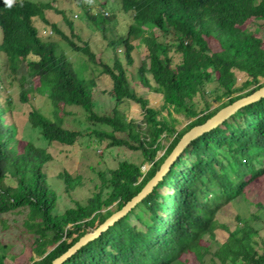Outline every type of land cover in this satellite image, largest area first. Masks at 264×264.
Instances as JSON below:
<instances>
[{
  "label": "trees",
  "instance_id": "trees-1",
  "mask_svg": "<svg viewBox=\"0 0 264 264\" xmlns=\"http://www.w3.org/2000/svg\"><path fill=\"white\" fill-rule=\"evenodd\" d=\"M78 2L93 28L107 38L105 25L116 16ZM115 2L130 15V21L121 34L108 37L112 52L108 62L96 60L89 43L73 32L74 20L65 10L44 1L0 0V216L24 214L35 254L24 264H51L136 196L187 131L264 85L260 84L264 37L247 28L264 20V0ZM53 10L62 16L70 35L47 19ZM36 19L42 26H37ZM54 34L85 55L96 66L92 67L96 75L80 73ZM136 41L148 52L138 66H134ZM236 71L248 76L241 87ZM101 76L111 81L105 91L115 101L110 113L95 110ZM10 78L18 81L24 101L28 100L26 87L35 82L39 83L35 90L50 99L55 119L37 110L31 113L33 127L40 129L49 144L73 146L85 134L94 135L107 140L108 147L136 152L139 160L123 159L114 168L98 171L91 196L58 213L59 194L46 171L52 155L24 141L18 126L6 121L13 107L6 93ZM135 79L163 95L161 109L151 107L135 90ZM211 82L215 92L208 89ZM127 102L140 106L142 120L129 119L123 108ZM214 102L219 106L212 108ZM68 106L83 111L86 133L64 127ZM177 116L189 121L181 130ZM169 139L158 157L165 147L163 140ZM145 165L149 166L146 171ZM59 176L68 193L82 184L81 177L67 172ZM259 180H264V97L193 139L141 201L61 264H186L184 256L190 254L202 264L209 252L206 237L215 239L222 228L228 235L215 252L218 261L212 264H264V241L256 240L258 230L240 217L234 229L219 221L221 212ZM163 188L170 192H161ZM7 258V252L0 254V264H6Z\"/></svg>",
  "mask_w": 264,
  "mask_h": 264
},
{
  "label": "rangeland",
  "instance_id": "rangeland-1",
  "mask_svg": "<svg viewBox=\"0 0 264 264\" xmlns=\"http://www.w3.org/2000/svg\"><path fill=\"white\" fill-rule=\"evenodd\" d=\"M16 2L18 0H10ZM39 2H50L51 5L60 10H65L67 16L74 20L73 32L82 39L87 41L91 49L96 54V60H105L111 62L112 52L107 46L108 37H116L121 34L127 27L130 21V15L125 14L121 7L115 0H81L85 2L92 10L101 12L105 15H115L116 19L108 22L105 25L104 37L102 32L97 31L90 24L91 22L85 17L83 10L78 4L79 0H36ZM47 19L51 22L59 24L64 28L68 35L71 34L68 26L64 23L60 14L53 11H48ZM37 26H42L40 20H35ZM47 26V25H45ZM249 30L254 31L257 35L264 37V20L252 22L247 25ZM54 39L59 40L60 49L66 56L74 63L80 73H86L89 76L96 75L93 73L92 67L94 64L88 61V58L83 54H78L73 51L69 45L64 42L60 36L53 35ZM137 50L134 52L135 64L138 66L140 60L147 55V48L135 42ZM122 54V49L119 50ZM99 70H96L98 73ZM135 75V73H134ZM237 86L241 87L248 76L243 71H236ZM216 74L213 79H215ZM12 84H7V91L12 99V109L6 114V121L15 123L20 135L24 141L32 142L38 147L47 149L52 155V160L46 164V171L52 187L59 194L57 212L62 213L64 210L75 206V202H85L98 184L97 173L100 170H108L117 166L118 162L123 159L139 160L136 152L129 151L122 147H108L107 140L103 142L94 135L85 134L73 146L62 145L59 143L49 144V142L42 136L40 129L35 128L31 122V113L34 110L39 111L44 116L55 119V109L48 98V96L35 90L38 82H35L32 87H26V94L28 100L24 101L21 96V87L17 80L10 78ZM135 90L145 96L149 100L151 107L161 109L164 105L163 95L157 93L148 87L141 84L138 79H135ZM7 82V81H6ZM134 82V81H133ZM260 84H264V78L260 77ZM111 87V81L105 76H101L98 80V86L95 94V110L98 113H110L115 106V101L109 96L108 91ZM208 89L213 92L216 91V85L211 82ZM247 89L236 92L234 95L242 94ZM220 103L214 102L212 108L218 107ZM123 108L126 111L129 119L142 120L143 112L140 106L134 102L124 103ZM66 111L69 112L63 117V125L68 129L81 130L87 132L88 124L85 121L83 111L78 107L68 106ZM166 111H164V114ZM181 123L177 125V129L181 130L189 121L183 116H177ZM229 118V117H228ZM172 139L163 140L165 147L159 151L158 157L164 154L165 149L169 146ZM189 144V143H188ZM187 144V145H188ZM187 146H185L186 148ZM149 168L144 166V171ZM67 172L72 177H81L82 184L71 192L65 191L64 180L60 178L59 174ZM10 184L13 182L8 180ZM161 192H170L167 188L160 190ZM240 217L243 221L250 223L254 229L259 231L256 240L264 241V180H259L254 183L247 191L244 197L238 198L231 205L227 206L220 214L219 221L234 229L237 224V218ZM135 223V219H131ZM227 231L219 229L215 239L206 237L204 244L209 247V252L204 256L202 264H212L218 261L215 256L216 250L227 238ZM31 235L26 231L24 226L23 213H10L0 216V254L8 253L6 264H24L28 263L32 254ZM4 247H7L6 249ZM186 264H200L195 254L184 256ZM231 264V263H229Z\"/></svg>",
  "mask_w": 264,
  "mask_h": 264
},
{
  "label": "water",
  "instance_id": "water-1",
  "mask_svg": "<svg viewBox=\"0 0 264 264\" xmlns=\"http://www.w3.org/2000/svg\"><path fill=\"white\" fill-rule=\"evenodd\" d=\"M264 97V85L249 94L248 96L242 97L233 103L221 108L215 115L210 117L205 123L193 126L189 131H187L178 144L174 147L165 161L162 163L160 169L156 172L154 177L147 182L143 189L134 196L125 206L120 210L114 212L104 223H102L97 229L89 232L82 236L74 245H72L65 253L55 258L51 264H61L69 256L75 253L80 247L88 243L90 240L98 237L103 231H105L109 226L113 225L118 219L123 217L131 208H133L139 201L147 195L153 187L162 179L163 175L170 169L174 161L179 157L180 153L185 149L188 143L199 135L210 131L211 129L220 125L224 120L230 117L235 111L246 104L259 100Z\"/></svg>",
  "mask_w": 264,
  "mask_h": 264
},
{
  "label": "clouds",
  "instance_id": "clouds-1",
  "mask_svg": "<svg viewBox=\"0 0 264 264\" xmlns=\"http://www.w3.org/2000/svg\"><path fill=\"white\" fill-rule=\"evenodd\" d=\"M48 33H49L50 35H52V34H53V32H52L51 30H49V31H48Z\"/></svg>",
  "mask_w": 264,
  "mask_h": 264
}]
</instances>
